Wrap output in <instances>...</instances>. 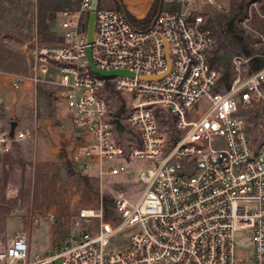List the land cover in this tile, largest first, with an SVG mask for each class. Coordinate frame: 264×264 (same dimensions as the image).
<instances>
[{
	"label": "built area",
	"instance_id": "1",
	"mask_svg": "<svg viewBox=\"0 0 264 264\" xmlns=\"http://www.w3.org/2000/svg\"><path fill=\"white\" fill-rule=\"evenodd\" d=\"M177 1L182 7L159 10L146 26L98 5L90 42V0L62 8L58 43L34 35L22 45L33 57L30 74L15 72L3 51L0 91L24 80L50 84L71 129L72 162L100 184L114 177L141 185L135 198L117 189L111 215L102 195L89 205L73 198L74 231L31 258L26 225L0 243V264H238V236L250 239L252 264H264V61L216 89V38L189 10L194 0ZM87 46L97 67L133 75L92 70ZM9 129L0 122V152L36 137L32 127ZM131 161L149 164L137 179L123 176Z\"/></svg>",
	"mask_w": 264,
	"mask_h": 264
},
{
	"label": "rangeland",
	"instance_id": "2",
	"mask_svg": "<svg viewBox=\"0 0 264 264\" xmlns=\"http://www.w3.org/2000/svg\"><path fill=\"white\" fill-rule=\"evenodd\" d=\"M77 2L0 0V41L6 40L4 58L10 64L15 62L11 67L15 72L24 71L26 64L33 61L31 53L28 58L20 53L23 43L35 34L38 41L58 43L61 33L58 11ZM113 3L114 0H99L98 5L112 7ZM175 4L182 7L180 1L164 0L162 9H170ZM189 10L202 15L203 25L216 38L209 59L221 75L226 72L232 77L239 71L246 74L255 61L263 63L264 0H213L212 3L194 0ZM29 45L32 47L33 41ZM3 51L0 50V54ZM220 81L216 89L226 86ZM52 92L50 84L38 83L36 90L25 92L20 101L0 105L1 122L17 120L21 125L35 128L36 132L35 138L16 141L8 151L0 152V243L4 244L11 233L22 226V221L28 219L31 258L43 255L74 231L70 221L73 198L81 205L95 204L101 195L112 198L117 189H124L135 198L141 185L114 177L100 184L68 158L66 150L71 129L63 106L53 100ZM18 94L15 92L16 96ZM104 95L109 101L115 97L114 93ZM148 165L131 161L128 163L130 171L123 176L137 179L140 167ZM49 212L53 213L52 219ZM111 214L108 207L106 215ZM251 253L250 239L238 236V264H252ZM52 264L60 263L56 260Z\"/></svg>",
	"mask_w": 264,
	"mask_h": 264
},
{
	"label": "crops",
	"instance_id": "3",
	"mask_svg": "<svg viewBox=\"0 0 264 264\" xmlns=\"http://www.w3.org/2000/svg\"><path fill=\"white\" fill-rule=\"evenodd\" d=\"M79 1V0H78ZM164 1V0H163ZM168 1H174V2H178L177 0H168ZM153 0H114V3L112 5V7H118L120 5V7L126 12L128 18L131 20L132 17L139 19H142L146 16L147 12L149 11L151 4H152ZM78 3V2H77ZM76 3V4H77ZM132 21V20H131ZM133 22V21H132ZM134 23V22H133ZM135 24V23H134ZM148 23H145L143 21H138L136 22V26H146ZM36 35V34H35ZM37 36V35H36ZM33 38V37H32ZM31 38V39H32ZM41 42V41H39ZM4 42L0 41V50L3 51L5 50V45ZM20 53L24 55V58H28L27 55H25L22 50H20ZM2 55V53L0 54V56ZM22 55V56H23ZM33 62V61H32ZM13 66L15 65V62L12 61ZM32 63L29 65V62L26 64V67L24 68V71H20L22 73L27 74L29 72V74L32 72ZM16 70V68H15ZM17 71V70H16ZM28 83V84H27ZM30 84V87H29ZM38 84H34L32 81L29 80V82L27 80L23 81L22 87L20 89L17 90H12L8 87H2L1 91H0V105L3 104L4 102H9L12 100H16V101H20L23 98V95L25 94V92H28L31 89H34V91L36 90ZM15 92H18V96L15 95ZM17 121V120H16ZM1 122V121H0ZM19 121H17L16 126L18 125L19 127H29L27 125H21L18 123ZM1 123H6V122H1ZM24 140H29V139H24ZM35 224V223H34ZM39 224V223H38ZM37 224V226H38ZM26 225H29V220H23L22 221V227H25ZM36 225V224H35ZM46 227L48 230V226L46 223ZM19 228V229H20ZM18 230V229H17ZM16 230V231H17ZM15 231H13L10 235V237L13 235ZM48 236H49V230H48ZM9 237V238H10ZM8 238V239H9ZM29 239H31V228L29 230ZM31 243V240H30Z\"/></svg>",
	"mask_w": 264,
	"mask_h": 264
},
{
	"label": "water",
	"instance_id": "4",
	"mask_svg": "<svg viewBox=\"0 0 264 264\" xmlns=\"http://www.w3.org/2000/svg\"><path fill=\"white\" fill-rule=\"evenodd\" d=\"M99 0H90V12L88 15V21H87V40L88 42L91 41L92 38V33H93V24H94V10L96 9V7L98 6ZM86 55H87V59H88V63L89 66L91 67L92 70L97 71L103 75H107V76H113L116 74H129V75H133L132 72L127 71V70H123V69H101L99 67H97L91 60L90 58V48L89 46H87L86 48ZM116 127L118 129H123L124 126L123 124L120 122V119L118 117L114 118ZM17 124L16 120H11L10 121V129H9V135L12 136L13 135V131L14 128Z\"/></svg>",
	"mask_w": 264,
	"mask_h": 264
},
{
	"label": "trees",
	"instance_id": "5",
	"mask_svg": "<svg viewBox=\"0 0 264 264\" xmlns=\"http://www.w3.org/2000/svg\"><path fill=\"white\" fill-rule=\"evenodd\" d=\"M162 5H163V0H153L149 11L147 12V14L144 18L138 20L137 18L132 17L131 20L135 24L138 21H143L145 23H149L154 18V16L157 14V12L162 9ZM118 7L121 8L120 5ZM177 8H179V7L175 4L170 9H177ZM209 61L211 62V64H213L211 61V58L209 59ZM261 63H262L261 61H255L250 70L257 68L259 65H261ZM230 79H231V77H230L229 73H226V72L223 73V75H221V77H220V80L225 82L226 86L229 85ZM117 111H120V110H117ZM103 201H104V206L107 209V207L111 204V198L103 197Z\"/></svg>",
	"mask_w": 264,
	"mask_h": 264
}]
</instances>
